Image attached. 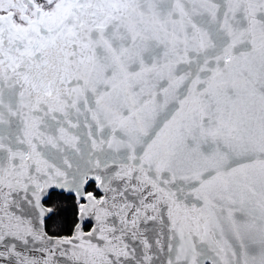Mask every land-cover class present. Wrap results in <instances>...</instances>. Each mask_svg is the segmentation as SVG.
Masks as SVG:
<instances>
[{
    "label": "snow or ice",
    "instance_id": "obj_1",
    "mask_svg": "<svg viewBox=\"0 0 264 264\" xmlns=\"http://www.w3.org/2000/svg\"><path fill=\"white\" fill-rule=\"evenodd\" d=\"M0 264H264V0H0Z\"/></svg>",
    "mask_w": 264,
    "mask_h": 264
}]
</instances>
